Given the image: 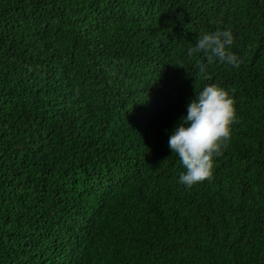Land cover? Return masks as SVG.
I'll return each mask as SVG.
<instances>
[{
    "label": "trees",
    "instance_id": "16d2710c",
    "mask_svg": "<svg viewBox=\"0 0 264 264\" xmlns=\"http://www.w3.org/2000/svg\"><path fill=\"white\" fill-rule=\"evenodd\" d=\"M218 28L244 62L205 78ZM210 84L238 122L189 189L168 140ZM0 264H264V0H0Z\"/></svg>",
    "mask_w": 264,
    "mask_h": 264
},
{
    "label": "clouds",
    "instance_id": "9594fccd",
    "mask_svg": "<svg viewBox=\"0 0 264 264\" xmlns=\"http://www.w3.org/2000/svg\"><path fill=\"white\" fill-rule=\"evenodd\" d=\"M234 40L231 29L202 33L187 49V56L196 58L199 74L205 78L208 67L217 62L239 68L244 61L231 50ZM237 122L235 100L229 90L210 84L196 92L187 105V115L168 140L169 149L185 169L179 173L180 184L190 189L211 178L215 159L229 146Z\"/></svg>",
    "mask_w": 264,
    "mask_h": 264
}]
</instances>
